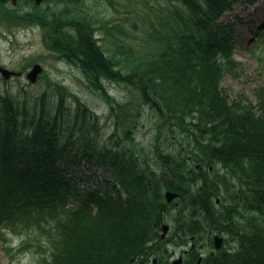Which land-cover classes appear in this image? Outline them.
<instances>
[{
	"label": "trees",
	"instance_id": "trees-1",
	"mask_svg": "<svg viewBox=\"0 0 264 264\" xmlns=\"http://www.w3.org/2000/svg\"><path fill=\"white\" fill-rule=\"evenodd\" d=\"M85 1L0 0V30L39 27L52 58L78 69L108 109L105 120L54 83L30 106L0 80L4 249L13 251L8 233H25L19 253L40 264H163L171 246L220 235L224 248L203 264H264V87L237 97L223 87L244 76V22L223 17L261 0H175L152 54L139 55L120 27H98ZM81 2L86 11L73 9ZM252 35L264 45V24Z\"/></svg>",
	"mask_w": 264,
	"mask_h": 264
},
{
	"label": "rangeland",
	"instance_id": "rangeland-1",
	"mask_svg": "<svg viewBox=\"0 0 264 264\" xmlns=\"http://www.w3.org/2000/svg\"><path fill=\"white\" fill-rule=\"evenodd\" d=\"M84 3L88 6L87 11L82 2L74 5L73 9L88 12L98 27L109 24L113 33L115 32L113 29L120 27L125 32L116 34L121 40L125 39L126 43L132 46L138 55L152 54L153 47L157 46L156 41L153 40L156 37L152 36L155 31L153 29L162 28V18L169 16L170 12L177 8L181 9L175 0H86ZM235 17H239L238 23L244 22V25L238 24L243 47H238L236 51V58L243 65L244 76L238 80L227 78L223 87L228 90L230 95L237 97L240 93L249 95L257 87L264 86V69L259 60L264 57V45H255V42L252 41V31L264 24V0L247 10L237 6L235 12L228 13L223 17V21ZM42 34L39 30H21L15 32V35L0 33V67L22 73L21 77L16 76L8 79V87L12 93L19 94L23 102L32 106L45 92H53V83L61 85L88 103L106 120L108 110L104 101L89 89L87 81L78 69L52 58L53 56L43 45ZM100 37L104 38L103 34ZM112 43L111 38H105L102 43L108 53H111V50L115 48ZM36 65H41L43 69L34 75ZM31 76L33 78H30ZM34 79L35 81H33ZM0 80H3L1 74ZM0 86H2V82H0ZM109 89L111 94L118 99L127 95L124 86L110 85ZM110 131H106L107 135ZM139 136L146 147H151L153 135L150 134V129L143 128ZM8 239V245L13 248V251L8 253L4 249V243H0L1 264H38L32 251L19 253L22 243L29 239L27 234L8 233ZM179 254L180 250H176L175 258Z\"/></svg>",
	"mask_w": 264,
	"mask_h": 264
},
{
	"label": "water",
	"instance_id": "water-1",
	"mask_svg": "<svg viewBox=\"0 0 264 264\" xmlns=\"http://www.w3.org/2000/svg\"><path fill=\"white\" fill-rule=\"evenodd\" d=\"M40 71H42L41 66H36V67H35V70H34V75L37 74V73H39ZM1 73H2V75H3L6 79H9V78L11 77V75L14 74V73H12V72L6 70V69H1ZM32 76H33V75H32ZM32 76H31L30 78H33ZM33 81H35V79H34ZM175 197H176V195H174V194H171V193H168V194H167V198H168L169 201L173 200ZM167 230H168V227H165V231H167ZM220 242H222V239H220ZM156 262H157V261L154 260V263H153V264H156ZM181 262H182V260L180 259L179 261L175 262V264H180Z\"/></svg>",
	"mask_w": 264,
	"mask_h": 264
},
{
	"label": "flooded vegetation",
	"instance_id": "flooded-vegetation-1",
	"mask_svg": "<svg viewBox=\"0 0 264 264\" xmlns=\"http://www.w3.org/2000/svg\"><path fill=\"white\" fill-rule=\"evenodd\" d=\"M193 248H194V247H193ZM187 249H189V248H187ZM185 250H186V249H185ZM185 250H184V252H183V253H185V254H186V252H188V251H185ZM200 252H202V250H200ZM183 253H182V254H183ZM186 255H188V254H186ZM171 264H173V262H172Z\"/></svg>",
	"mask_w": 264,
	"mask_h": 264
}]
</instances>
